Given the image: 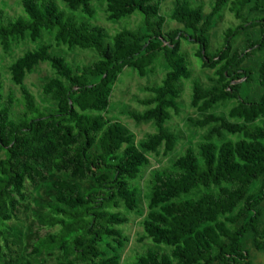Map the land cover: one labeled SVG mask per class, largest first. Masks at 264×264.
Instances as JSON below:
<instances>
[{"label": "trees", "instance_id": "1", "mask_svg": "<svg viewBox=\"0 0 264 264\" xmlns=\"http://www.w3.org/2000/svg\"><path fill=\"white\" fill-rule=\"evenodd\" d=\"M93 1L101 0H63L71 13L89 18ZM105 1L108 21L138 14L140 25L110 35L66 14L54 0H21L24 16L16 18L0 10L4 51L47 34L57 46L95 54L78 66L44 44L26 51L9 67L20 99L12 92L4 96L0 73V264H20L7 232L31 198L27 185L46 183L54 195L48 216L38 215L37 223L49 232L32 253L57 251L59 264H120L129 241L120 227L128 220L113 209L120 204L129 212L138 209L141 190L133 182L148 166V156L161 149L164 156L172 153L179 139L166 124L171 112L179 114L183 82L192 77L182 40L196 45L200 65L213 70L209 88L194 82L191 105L201 118L188 120L209 127L208 134L196 151L188 147L170 169L155 171L149 180L138 241L167 246L170 253L148 249L124 264H253L249 245L264 254V0H213L207 14L201 4L175 0L171 18L181 29L168 32L160 13L166 0ZM225 9L240 24L227 29L212 52L213 29ZM238 37L241 43L234 45ZM158 60L168 68L162 84L147 89L151 96L142 101L143 113L129 112L135 123H152L156 132L135 144L126 127L104 114L124 70L147 77ZM41 64L53 72L41 85L43 107L24 85ZM231 100L236 105L228 118L211 113ZM224 133L241 138L224 141Z\"/></svg>", "mask_w": 264, "mask_h": 264}, {"label": "rangeland", "instance_id": "2", "mask_svg": "<svg viewBox=\"0 0 264 264\" xmlns=\"http://www.w3.org/2000/svg\"><path fill=\"white\" fill-rule=\"evenodd\" d=\"M54 1L66 14H74L66 8L63 0ZM189 1L193 5H203L205 14L209 13L213 6V0ZM174 5L175 0H166L161 6L160 13L166 18V32L181 29V26L171 18ZM92 7L94 10V16L92 18L81 13H75L74 15L78 19L90 22L92 25L105 28L110 35L115 34L123 28L136 29L141 23V18L138 14L133 15L131 18L121 20L119 23L108 21L105 0L93 1ZM0 10L11 18L24 16L21 0H0ZM244 12H246V9H244ZM239 24L240 22L234 18L233 14L229 12L228 9H225L219 15L216 21V26L213 29L210 50L213 52L215 49H218L223 42V34L225 31L237 27ZM240 43L241 37H238L235 40L234 45H240ZM41 44L49 46L52 52L64 56L66 60L73 65L84 66L95 58V54L88 50H70L66 46H57L53 35L47 34H44L43 39L35 43L31 42L30 39L14 42L9 51H4L2 45H0V73L3 81L4 96H7L12 92L16 99L21 98L19 87L11 80L9 67L26 51L35 50ZM181 49L188 53L190 57V70L192 71V77L183 82V92L179 101V114L171 112V119L166 124V126L178 136L179 139L172 153L164 156L161 149L159 155L148 156V166L141 170L139 177L133 182V184L139 185L141 190V202L138 204V209L134 212H129L123 204H120L119 208L113 209L115 212H120L128 220L126 224L120 227L121 232L129 237L128 243H126L125 247L121 250L120 264L132 263L137 256L143 255L148 249L165 252L167 254L170 253L171 249L167 246L155 247L149 241H138L139 236L142 234V226L140 223L144 220L148 212L147 205L150 194L149 180L155 171L170 169L172 162L182 155L188 147H191L196 151L198 145L205 142V137L208 134L209 127L198 128L192 126L188 120L201 118L197 109L191 105L193 84L194 82L199 81L203 88H209L212 85L210 79L213 77V70L204 68L200 65L198 58L195 56L197 52L196 45L182 40ZM167 71L168 68L164 65L162 60L156 61L154 72L143 78L140 77L135 70L126 68L113 88L109 109L107 114H104V117L109 121L119 122L122 126L126 127L134 136L135 144H138L145 139L146 135L154 134L156 128L152 123H135L130 118L129 112L134 111L136 113H143L147 109V107L142 104V101L151 96L147 89L152 86L161 85ZM51 76H53V72L49 65L41 64L33 73L27 75L24 80L25 87L32 95H34L36 102L41 107L44 106L41 96V85L46 77ZM242 81L235 83H241ZM235 105L236 101H227L226 103L214 106L211 113L228 118V112ZM233 121L235 120H231V122ZM260 124L261 121L256 122V125ZM240 138V136L228 133H224L223 135L224 141L236 142ZM213 142L217 145L219 144L216 138L213 139ZM3 158L4 155L0 153V159ZM55 175H57L55 172L51 173L49 179H54ZM83 186L86 189L89 187L88 183H84ZM27 191L31 198L18 210L17 220H13L10 223V229L7 232V236L12 243L11 248L14 252V256L18 258L20 264H59L62 257L57 251H55L54 254L43 253L35 255L32 253L34 243L43 239L49 232L48 229L37 223V216H48L46 205L52 201L54 191L48 183L37 186L27 185ZM221 220L223 221V219ZM248 248L252 263L264 264V254L256 251L250 245Z\"/></svg>", "mask_w": 264, "mask_h": 264}]
</instances>
